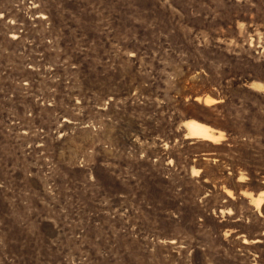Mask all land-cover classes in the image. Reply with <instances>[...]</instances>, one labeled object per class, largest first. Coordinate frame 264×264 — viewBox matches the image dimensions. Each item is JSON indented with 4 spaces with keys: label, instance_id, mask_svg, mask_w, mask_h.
<instances>
[{
    "label": "rangeland",
    "instance_id": "obj_1",
    "mask_svg": "<svg viewBox=\"0 0 264 264\" xmlns=\"http://www.w3.org/2000/svg\"><path fill=\"white\" fill-rule=\"evenodd\" d=\"M263 192L264 0H0V264H264Z\"/></svg>",
    "mask_w": 264,
    "mask_h": 264
},
{
    "label": "bare ground",
    "instance_id": "obj_2",
    "mask_svg": "<svg viewBox=\"0 0 264 264\" xmlns=\"http://www.w3.org/2000/svg\"><path fill=\"white\" fill-rule=\"evenodd\" d=\"M186 128L188 130V135L190 138H202L205 140H214L216 138L213 130L205 124L196 121H189L186 123ZM255 200L257 207L260 208L264 203V192Z\"/></svg>",
    "mask_w": 264,
    "mask_h": 264
}]
</instances>
